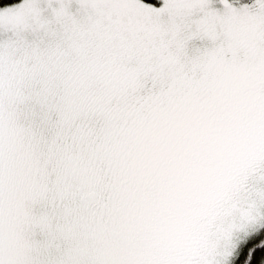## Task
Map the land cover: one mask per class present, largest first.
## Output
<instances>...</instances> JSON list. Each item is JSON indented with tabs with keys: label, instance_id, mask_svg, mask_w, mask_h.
Masks as SVG:
<instances>
[{
	"label": "snow or ice",
	"instance_id": "obj_1",
	"mask_svg": "<svg viewBox=\"0 0 264 264\" xmlns=\"http://www.w3.org/2000/svg\"><path fill=\"white\" fill-rule=\"evenodd\" d=\"M0 264H264V0H0Z\"/></svg>",
	"mask_w": 264,
	"mask_h": 264
},
{
	"label": "rangeland",
	"instance_id": "obj_2",
	"mask_svg": "<svg viewBox=\"0 0 264 264\" xmlns=\"http://www.w3.org/2000/svg\"><path fill=\"white\" fill-rule=\"evenodd\" d=\"M15 2H20V0H18V1H15ZM146 2H152V0H146Z\"/></svg>",
	"mask_w": 264,
	"mask_h": 264
},
{
	"label": "trees",
	"instance_id": "obj_3",
	"mask_svg": "<svg viewBox=\"0 0 264 264\" xmlns=\"http://www.w3.org/2000/svg\"><path fill=\"white\" fill-rule=\"evenodd\" d=\"M15 1H18V0H14V2H15Z\"/></svg>",
	"mask_w": 264,
	"mask_h": 264
}]
</instances>
